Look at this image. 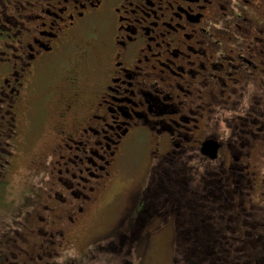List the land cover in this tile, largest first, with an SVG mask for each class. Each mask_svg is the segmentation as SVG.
<instances>
[{
    "label": "flooded vegetation",
    "instance_id": "1",
    "mask_svg": "<svg viewBox=\"0 0 264 264\" xmlns=\"http://www.w3.org/2000/svg\"><path fill=\"white\" fill-rule=\"evenodd\" d=\"M39 138L32 165L50 176L25 208L30 234L50 238L25 236L18 212L4 264L58 256L131 147L150 160L128 188L134 220L158 190L167 200L164 176L201 178L209 254L222 241L225 264H264V0H0L2 187Z\"/></svg>",
    "mask_w": 264,
    "mask_h": 264
},
{
    "label": "rangeland",
    "instance_id": "2",
    "mask_svg": "<svg viewBox=\"0 0 264 264\" xmlns=\"http://www.w3.org/2000/svg\"><path fill=\"white\" fill-rule=\"evenodd\" d=\"M46 122L50 123V119ZM44 140L45 138L37 139L34 148L23 154L24 161L22 157L17 158L16 169L9 175L10 184L5 188L0 185V239L3 235L10 237L12 242L13 239H18L14 231L21 226V223L18 220L16 223L15 219L17 213L21 211L24 214L20 217L25 236L33 238L36 242H39L44 235L50 238L49 233L30 234L28 229L33 219L29 218L33 215L25 208L26 203L28 205L29 202L36 201L33 200V196L42 194L46 190L40 184V180L42 182L44 179L40 174L45 177L50 176L46 174L48 170L35 171L32 165L35 159L44 155L47 147ZM133 149L134 147H131L124 157L122 167L119 168L120 174L115 178L114 185L109 188L111 190L104 195L106 197L102 200L103 204L98 203V208L88 216L89 219L82 228L81 225L79 226L82 232H74L75 237L71 242L68 241L69 238L66 241L63 238V241H57L62 242L58 256L45 255L46 258H43L42 262L35 264H48L45 263L46 259L52 260L50 264H186L185 257H182L175 247L176 226L173 214L167 212L164 202L153 208L157 212L160 211V216L149 214L145 218L144 215H139L137 220L133 219V207L128 205L132 194L129 193L128 188L136 186L137 180L145 177L150 167L148 158L135 154L139 152V148H135V152ZM20 206L21 209L17 210ZM131 234H135L134 237L130 236ZM53 239L58 240L61 237ZM18 243H22V240L19 239ZM13 250L16 252V249ZM194 260L191 259L189 264H193ZM196 260L204 264L201 263L203 260L199 258Z\"/></svg>",
    "mask_w": 264,
    "mask_h": 264
},
{
    "label": "trees",
    "instance_id": "3",
    "mask_svg": "<svg viewBox=\"0 0 264 264\" xmlns=\"http://www.w3.org/2000/svg\"><path fill=\"white\" fill-rule=\"evenodd\" d=\"M171 177H173V173H169L168 176H164L161 182L164 184H171L172 182V186L169 189L164 190L166 196L168 197L167 200H165L164 205L167 206V212L169 214H173L174 225L176 226L175 247H177L178 252L181 253L180 255L182 257H185L184 259L186 264L191 263V259H195L192 261L193 264H200V262L196 260L197 258L203 260L201 263L204 264H225L224 259L218 260L216 254L212 257L209 254L212 249L216 251L215 244L218 234L215 232V228L209 229L210 231L203 230L204 226L210 227L209 218H204L203 220L201 219L203 212L211 211L214 202L208 199L204 194L206 191H203L204 188L203 184H201V178L194 180L190 187L182 188L181 186L179 187L175 184V180L169 179ZM6 186L7 184L5 187ZM214 188L216 187L214 186ZM158 195L159 196L156 197L157 200L154 199L155 203L150 207L148 206L143 212L145 217L149 214H152V216H160V211L157 212L153 209L160 202H163L160 200V196L162 197L163 195V193H160V190H158ZM15 221L16 223L18 222L17 217ZM8 239V242L12 241L10 237ZM6 241L7 239L3 235L0 239V244H3V246L0 245V264H4L3 261L5 254H3V248L7 246ZM208 244L212 245V248L209 250H207V247L209 246ZM204 245L206 246L201 249ZM217 245L219 246L217 247L218 254H223L227 249H229V245L224 244L222 241H220ZM209 256L210 258H208Z\"/></svg>",
    "mask_w": 264,
    "mask_h": 264
},
{
    "label": "snow or ice",
    "instance_id": "4",
    "mask_svg": "<svg viewBox=\"0 0 264 264\" xmlns=\"http://www.w3.org/2000/svg\"><path fill=\"white\" fill-rule=\"evenodd\" d=\"M7 161H0V167L3 166V163H6Z\"/></svg>",
    "mask_w": 264,
    "mask_h": 264
},
{
    "label": "water",
    "instance_id": "5",
    "mask_svg": "<svg viewBox=\"0 0 264 264\" xmlns=\"http://www.w3.org/2000/svg\"><path fill=\"white\" fill-rule=\"evenodd\" d=\"M212 156H215V154H213Z\"/></svg>",
    "mask_w": 264,
    "mask_h": 264
}]
</instances>
